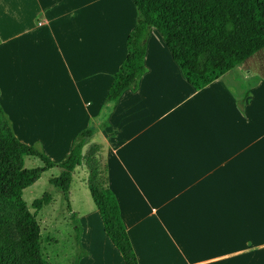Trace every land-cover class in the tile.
Masks as SVG:
<instances>
[{"label": "crops", "instance_id": "obj_1", "mask_svg": "<svg viewBox=\"0 0 264 264\" xmlns=\"http://www.w3.org/2000/svg\"><path fill=\"white\" fill-rule=\"evenodd\" d=\"M133 9L127 0H0V106L13 133L27 136L42 120L33 112L52 103L31 99L33 71L43 82L59 72L95 125L82 152L103 145L101 166L138 264H264V71L253 65L264 49L196 91L151 28L137 89L107 103ZM58 128L45 131L46 153L64 138ZM77 212L87 253L80 264H123L94 204Z\"/></svg>", "mask_w": 264, "mask_h": 264}, {"label": "trees", "instance_id": "obj_2", "mask_svg": "<svg viewBox=\"0 0 264 264\" xmlns=\"http://www.w3.org/2000/svg\"><path fill=\"white\" fill-rule=\"evenodd\" d=\"M135 24L126 39V57L113 75L105 102L116 103L128 90L137 89L145 73L146 42L151 28L163 38L183 78L199 91L264 49V0H131ZM95 129L81 131L69 153L54 162L36 147L21 142L0 106V264H49L44 257L41 227L35 218L58 192L73 229L74 256L80 264L87 255L81 246L82 228L70 203L75 170H87V189L100 217L103 232L123 264H138L121 220L115 196L108 188L98 148L89 144ZM25 158L38 159L40 168H24ZM51 192L31 202L23 191L52 169Z\"/></svg>", "mask_w": 264, "mask_h": 264}, {"label": "rangeland", "instance_id": "obj_3", "mask_svg": "<svg viewBox=\"0 0 264 264\" xmlns=\"http://www.w3.org/2000/svg\"><path fill=\"white\" fill-rule=\"evenodd\" d=\"M127 1L131 3L130 0ZM133 11L135 13L134 9ZM261 54H264V51ZM259 56L261 55L257 54V57ZM248 63L252 64V62H248ZM253 65L256 66L257 70H260L262 72L264 71V60L260 63L255 62L253 63ZM33 73L35 74L34 75L35 79H34V84L31 88V94H30L31 99H35L36 101H39L37 104L39 108L42 107V105H44L45 100L50 99L52 103L45 105L46 107L49 108L47 111L40 109L38 111L33 112L36 115H41L42 120L35 121V129L24 131V133L27 136L24 135L25 137H23L21 135L22 133L18 134V130L20 129L19 128L17 129L16 125H14L15 131L18 134L16 136L19 138L21 142L36 147L39 151L43 152L44 154L51 157V159L58 162L59 160L62 159L61 152L63 148H65L67 144H70L71 147L74 138L81 131L85 129H95V125L92 122L86 120V118L83 117V115H80L78 113L79 106L75 104L72 100V97L75 96L74 91L69 87L64 88V86H62L63 79L60 77L59 72L54 73V75L56 74V77L50 82L48 81L43 82L41 79V74L37 70H34ZM15 85H16L15 87L16 92L19 93L24 92L26 94L27 91L29 90L25 87V85H21V81L15 80ZM6 93L7 94H5V97L7 96L8 98L10 91L6 89ZM25 96H29V95H25ZM59 106L64 109L62 113H59L57 110ZM14 122L15 121H13L12 123ZM25 122L26 120L23 123ZM30 122L31 120L29 121V123ZM20 123H22V121ZM55 127H59V128L61 127L65 131V135L63 136L64 138H60V139L57 138L58 142L53 145L56 148L49 149L48 151L49 153H46L44 151L46 149L42 144L41 140L48 138L47 135H45L46 129L48 128L54 129ZM91 146H96L98 148L97 158L99 159L100 162V160L103 157L101 156V152H103L104 150L103 145L92 144ZM89 147L90 145L88 146V148ZM101 165L102 164L100 162V167L103 168V166ZM41 166L42 164L38 159L35 158L24 159V168L26 169L40 168ZM57 175H58V170L56 168L52 169L47 173L43 174L37 182H35L33 185H31L30 187L26 188L23 191L22 198L29 207V209L31 202L34 199L41 197L45 192L52 191L51 187L49 186L48 180L50 177H55ZM86 182H87V170L85 166L82 165L81 167L75 170V173L73 175V182L71 185L73 191V195H72L73 198L70 197L71 207L73 211L77 213L78 217L79 214L77 211L84 212V211H89L91 207L93 208V203L90 194L87 190ZM65 209H66V205L62 200L60 194L58 192H52L51 203L45 206L38 213H35V216H37V221L41 227L40 229H41L44 257L49 264H71V259L74 256V247L72 254L70 248V245L72 243L69 245L68 230L64 227L66 223L70 224L69 217L66 215ZM59 222L62 226L57 225V223ZM53 225L56 226L57 230L52 228ZM55 241H57L58 243L57 245H54Z\"/></svg>", "mask_w": 264, "mask_h": 264}]
</instances>
